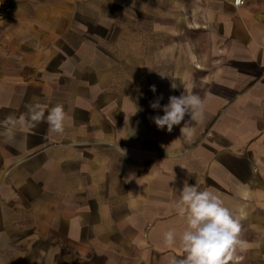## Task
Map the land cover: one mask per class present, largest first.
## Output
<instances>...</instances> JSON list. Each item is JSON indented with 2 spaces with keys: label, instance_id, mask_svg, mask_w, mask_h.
Segmentation results:
<instances>
[{
  "label": "crops",
  "instance_id": "crops-1",
  "mask_svg": "<svg viewBox=\"0 0 264 264\" xmlns=\"http://www.w3.org/2000/svg\"><path fill=\"white\" fill-rule=\"evenodd\" d=\"M233 1L0 0V264L183 258L185 182L243 208L232 264H264V0ZM185 89L202 119L159 129ZM36 104L63 134L21 122Z\"/></svg>",
  "mask_w": 264,
  "mask_h": 264
},
{
  "label": "clouds",
  "instance_id": "clouds-1",
  "mask_svg": "<svg viewBox=\"0 0 264 264\" xmlns=\"http://www.w3.org/2000/svg\"><path fill=\"white\" fill-rule=\"evenodd\" d=\"M176 87L173 82L172 88ZM151 90L156 91L154 85ZM150 107L161 109L159 99L151 102ZM204 110L205 101L185 89L179 97H169V102L162 107V116L156 115L151 119L159 129L166 127L171 132L173 126L180 125L187 115L190 119L181 128V134L186 135L189 133L185 126L190 121L202 119ZM69 119L62 104L51 107L46 116L45 109L36 104L29 106L27 120L22 118L21 122L34 127L46 121L52 133L63 134ZM4 124L13 125L14 121L10 117ZM0 134L8 139L14 137L11 127H5ZM173 209L183 227L180 230L170 228L165 231L163 244L166 247H179L184 255L183 258L170 257L168 264H232L236 260L237 250L243 245L239 239L240 222L245 216L242 207L230 208L215 191L200 190L198 183L189 185L185 182L179 198L173 202Z\"/></svg>",
  "mask_w": 264,
  "mask_h": 264
},
{
  "label": "built area",
  "instance_id": "built-area-1",
  "mask_svg": "<svg viewBox=\"0 0 264 264\" xmlns=\"http://www.w3.org/2000/svg\"><path fill=\"white\" fill-rule=\"evenodd\" d=\"M233 4H234V6L236 8H240V7H243L246 4V1L245 0H240V2L237 3V0H234ZM4 18H5V14L3 13L2 8H0V23L4 20Z\"/></svg>",
  "mask_w": 264,
  "mask_h": 264
},
{
  "label": "snow or ice",
  "instance_id": "snow-or-ice-1",
  "mask_svg": "<svg viewBox=\"0 0 264 264\" xmlns=\"http://www.w3.org/2000/svg\"><path fill=\"white\" fill-rule=\"evenodd\" d=\"M240 2V0H237V3H239Z\"/></svg>",
  "mask_w": 264,
  "mask_h": 264
}]
</instances>
